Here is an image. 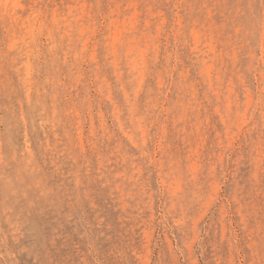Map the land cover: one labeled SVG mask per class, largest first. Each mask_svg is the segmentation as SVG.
<instances>
[{"label": "rangeland", "instance_id": "374dc122", "mask_svg": "<svg viewBox=\"0 0 264 264\" xmlns=\"http://www.w3.org/2000/svg\"><path fill=\"white\" fill-rule=\"evenodd\" d=\"M0 264H264V0H0Z\"/></svg>", "mask_w": 264, "mask_h": 264}]
</instances>
